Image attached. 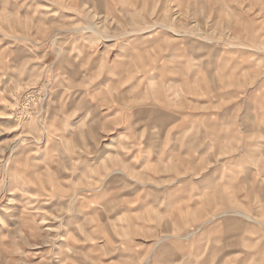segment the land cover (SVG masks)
<instances>
[{
  "label": "rangeland",
  "instance_id": "1",
  "mask_svg": "<svg viewBox=\"0 0 264 264\" xmlns=\"http://www.w3.org/2000/svg\"><path fill=\"white\" fill-rule=\"evenodd\" d=\"M0 264H264V0H0Z\"/></svg>",
  "mask_w": 264,
  "mask_h": 264
}]
</instances>
